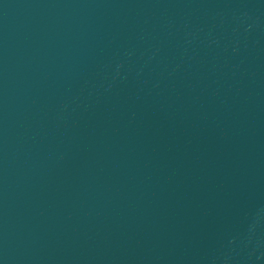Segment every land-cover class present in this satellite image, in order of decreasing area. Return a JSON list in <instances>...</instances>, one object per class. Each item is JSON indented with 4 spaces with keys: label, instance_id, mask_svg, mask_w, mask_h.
I'll use <instances>...</instances> for the list:
<instances>
[{
    "label": "water",
    "instance_id": "obj_1",
    "mask_svg": "<svg viewBox=\"0 0 264 264\" xmlns=\"http://www.w3.org/2000/svg\"><path fill=\"white\" fill-rule=\"evenodd\" d=\"M264 60V0H0V264H84Z\"/></svg>",
    "mask_w": 264,
    "mask_h": 264
}]
</instances>
